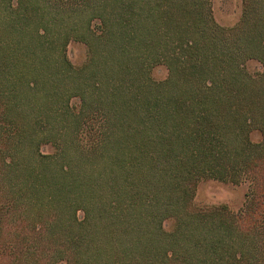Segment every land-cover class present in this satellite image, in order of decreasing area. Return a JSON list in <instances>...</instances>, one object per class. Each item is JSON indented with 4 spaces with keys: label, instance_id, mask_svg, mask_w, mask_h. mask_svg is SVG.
I'll return each instance as SVG.
<instances>
[{
    "label": "trees",
    "instance_id": "obj_1",
    "mask_svg": "<svg viewBox=\"0 0 264 264\" xmlns=\"http://www.w3.org/2000/svg\"><path fill=\"white\" fill-rule=\"evenodd\" d=\"M210 1L0 0V264H264V0L226 26ZM81 70L70 124L36 129L15 77L50 76L52 102ZM205 178L243 184L239 207L195 206Z\"/></svg>",
    "mask_w": 264,
    "mask_h": 264
},
{
    "label": "rangeland",
    "instance_id": "obj_2",
    "mask_svg": "<svg viewBox=\"0 0 264 264\" xmlns=\"http://www.w3.org/2000/svg\"><path fill=\"white\" fill-rule=\"evenodd\" d=\"M211 10L213 17L217 23L220 25L226 26L232 24L239 15L240 10V0H211L210 1ZM9 7V4H8ZM10 8V7H9ZM2 6H0V17L2 13ZM44 11H48L49 8H44ZM41 13V12H37ZM34 14V13H33ZM36 14H34L35 16ZM52 15L51 12H43V20L41 23H46V19H48ZM60 22L66 21L69 27H75L74 29L77 30V27H80L78 19L71 18L68 19L64 16L56 15ZM37 19V17L35 16ZM75 25H73V24ZM91 26L98 25L99 23L92 19L90 21ZM1 24V22H0ZM40 24V22H39ZM38 24V25H39ZM47 26V25H46ZM50 28V33L54 34L58 31L57 25L48 26ZM49 33V29H48ZM61 41L57 44L60 45ZM42 45H45L41 42ZM62 45V44H61ZM57 48V47H56ZM63 51L70 63V66L77 69L86 58V47L83 42L74 38H68L65 42L63 47ZM34 54L32 53V59ZM31 59V60H32ZM56 64V66L54 65ZM256 62L253 60H249L247 62V66L250 69L256 67ZM17 66L14 67L13 74L24 72L25 76L24 79H28V76L31 75L34 71L38 70L37 67L38 63H31L30 66L26 63L25 66L21 64H16ZM258 65V64H257ZM49 66H51V70L57 69L58 62H49ZM15 68L17 71H15ZM31 68V71L30 69ZM30 72V73H29ZM8 74V73H7ZM148 74L153 79H160L166 75V68L163 64L156 63L149 67ZM85 77V78H84ZM82 79H85L87 84H90V79L84 72V70L80 73L76 72V76L64 78L62 86L65 87V91L61 94L54 95L53 101L48 100L49 98H45L44 91L45 88H48L50 85L48 81H50V76H46L44 78H40V81H37L38 84L36 86L30 85L28 88L24 83L21 84V78L15 77V86L20 93V104L19 109H22V112L28 114L31 121H33L34 126L36 129L39 130H56L58 128H65L64 126L69 125L70 123L66 120L60 122H53L55 118L59 116L55 115V109H60V112L69 111H76L79 109L80 98L77 88L75 87L76 84H82ZM44 80V82H43ZM78 84V85H79ZM86 84V85H87ZM34 86V87H33ZM86 92L88 93V87L86 88ZM22 94L24 95L22 97ZM93 107V103H92ZM252 138L255 139L257 136L252 133ZM41 145H39V148ZM47 148V146H45ZM245 186L243 184H234L227 181H221L211 178H205L199 180L194 189V194L192 198V203L195 206H206L210 204H217L223 203L228 208L235 210L241 204L243 200V192ZM82 216V210L80 208L75 209V217L80 218ZM171 220L166 218L162 222V226L167 230L170 227Z\"/></svg>",
    "mask_w": 264,
    "mask_h": 264
}]
</instances>
